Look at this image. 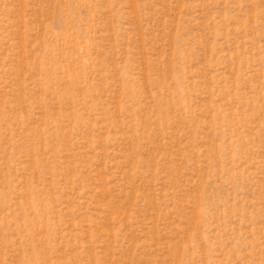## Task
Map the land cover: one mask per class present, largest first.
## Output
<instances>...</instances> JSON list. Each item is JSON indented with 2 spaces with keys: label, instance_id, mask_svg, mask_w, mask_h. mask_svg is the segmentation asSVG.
<instances>
[{
  "label": "rangeland",
  "instance_id": "rangeland-1",
  "mask_svg": "<svg viewBox=\"0 0 264 264\" xmlns=\"http://www.w3.org/2000/svg\"><path fill=\"white\" fill-rule=\"evenodd\" d=\"M0 264H264V0H0Z\"/></svg>",
  "mask_w": 264,
  "mask_h": 264
}]
</instances>
